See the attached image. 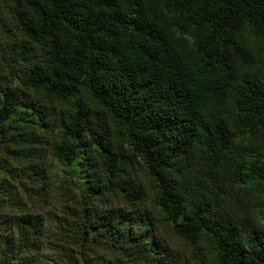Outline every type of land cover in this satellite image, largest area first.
<instances>
[{
	"label": "trees",
	"instance_id": "obj_1",
	"mask_svg": "<svg viewBox=\"0 0 264 264\" xmlns=\"http://www.w3.org/2000/svg\"><path fill=\"white\" fill-rule=\"evenodd\" d=\"M0 4L25 39L0 83V264H171L143 179L197 264H264V0ZM42 177L48 219L19 195Z\"/></svg>",
	"mask_w": 264,
	"mask_h": 264
},
{
	"label": "rangeland",
	"instance_id": "obj_2",
	"mask_svg": "<svg viewBox=\"0 0 264 264\" xmlns=\"http://www.w3.org/2000/svg\"><path fill=\"white\" fill-rule=\"evenodd\" d=\"M16 21L14 18V14L12 10L7 4H0V83L8 82L10 86H14L16 81L10 80L11 73L14 72L16 65H14V56L18 54L22 44L25 43V39L21 36L20 32L16 28ZM16 114L12 117V123L17 125H21V120L23 117L30 118V114L25 112L20 107L17 108ZM7 125V124H5ZM2 135L0 134V137ZM2 139V137H1ZM81 141L84 144L90 145L89 137H85ZM93 148V147H91ZM82 151V149H81ZM45 152L47 153V165L49 171L51 173V177H57L63 181L64 184L69 185V187H73V189L79 194L81 192H85L84 190V178L80 173H78L76 166H69L61 161H59L50 150V148L46 146ZM79 155L83 154L80 152ZM0 159H4L3 153V144H0ZM7 165L13 169H16V163L10 158L7 160ZM13 185L17 184L14 180L10 179ZM50 178L42 177L39 179L36 185L30 184L31 181L25 180L24 186L27 187V192L24 190H20V197L25 203L24 209L27 212H38L42 214L45 219H48V212L54 211V204L56 202V197L54 195L53 189L50 185ZM144 187L146 190H149L148 193V202L145 203V206L148 207L150 212H153L154 217V225L160 231L161 235L166 236L168 244L173 248V260L171 264H197L199 256L203 253V251H198V248L187 246L185 243H182L178 239L172 236V234L168 231V227L165 222L162 220L158 211L155 208H152L150 195L151 185L148 183L146 179H143ZM110 199V198H109ZM95 205H101L99 202L94 201ZM150 204V205H149ZM149 205V206H148ZM260 220L262 225H264V206L259 207ZM263 215V217H261ZM47 217V218H46ZM46 221V220H45ZM45 227H48L47 221L45 222ZM5 226H0V230L4 229ZM49 229H53L52 224L49 225ZM95 235L93 232L89 234V238H92ZM153 233L149 234V239L152 240ZM49 247V245H47ZM47 250L46 247L43 248Z\"/></svg>",
	"mask_w": 264,
	"mask_h": 264
}]
</instances>
